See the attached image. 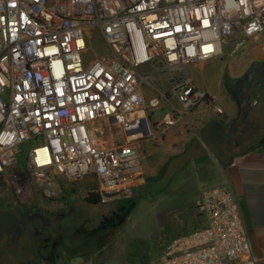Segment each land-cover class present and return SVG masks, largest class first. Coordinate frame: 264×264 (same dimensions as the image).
Listing matches in <instances>:
<instances>
[{"label":"built area","instance_id":"obj_1","mask_svg":"<svg viewBox=\"0 0 264 264\" xmlns=\"http://www.w3.org/2000/svg\"><path fill=\"white\" fill-rule=\"evenodd\" d=\"M90 31L109 53L87 61ZM262 37L264 0H0L3 204L50 212L85 178L100 204L128 200L142 177L136 143L151 136L149 114L161 109L162 132L200 105L220 116L188 70L234 59ZM101 122L125 143L96 144ZM140 124L147 132L127 133ZM193 210L200 227L148 264H256L231 190L204 188Z\"/></svg>","mask_w":264,"mask_h":264},{"label":"crops","instance_id":"obj_2","mask_svg":"<svg viewBox=\"0 0 264 264\" xmlns=\"http://www.w3.org/2000/svg\"><path fill=\"white\" fill-rule=\"evenodd\" d=\"M239 55L237 60H231V74L214 75L209 89L202 88L196 73L188 70L197 88L220 106V116L200 105L162 132L155 122L163 113L154 110L149 114L151 136L136 143L142 174L139 183L144 177H157L155 182L166 187L165 191L173 190L172 198L164 199V214L174 212L181 218L179 236L200 227L201 221L193 209L204 188L217 186L231 190L252 256L256 264H264V145L241 147L237 138L243 135L242 115L236 101L233 103L227 95L226 88L228 78L239 79V69L254 62L264 64V37L248 40ZM208 62L199 64L196 71ZM256 117L263 119L259 114ZM182 190H189V193L182 194Z\"/></svg>","mask_w":264,"mask_h":264},{"label":"rangeland","instance_id":"obj_3","mask_svg":"<svg viewBox=\"0 0 264 264\" xmlns=\"http://www.w3.org/2000/svg\"><path fill=\"white\" fill-rule=\"evenodd\" d=\"M89 35L88 51L84 55V58L88 61L95 57L108 55L109 51L100 38L96 34L94 35L93 31H90ZM240 56H236L235 60ZM231 60L227 56L225 58L220 57L210 60L198 71H196L197 69L191 70L196 73V78L201 87L209 89V83L214 75L222 73L229 76L231 74ZM259 66L260 63L254 62L245 69H239V79H242L245 74L251 70H255ZM145 74L155 75L156 69L152 68L148 70V68H143L142 75ZM252 79L254 81L251 86L252 90L245 91L242 89L241 91V94H244V97L247 96L248 100L244 102L241 100L240 94L238 93L237 95L241 104V112L246 114V121L253 120L257 114L263 116L264 119V82L261 86L256 84L259 80L256 74H252ZM235 81L236 79L229 80V78L226 81L227 95L233 103L235 100L233 96V84ZM157 86L159 88L168 87L162 84H157ZM152 95L151 91H147L146 100ZM159 113L162 114L163 112ZM260 128L262 129L261 125ZM135 131L145 133V126L140 124L138 128L127 133ZM93 139L96 144L103 146L125 143V139L118 129L108 127L103 122L95 125ZM156 179L157 177H144L141 180L142 182H138L131 197L128 199L131 202L123 200L118 202V205L117 203L116 205H87L85 202L87 199L86 194L90 196L89 192L94 189V183L88 178L70 183L68 188L63 191L62 197L52 205L50 212L45 213L53 215L67 210L69 206H73L74 204L83 205L82 213L84 217L89 219H94L97 215H102L108 209L117 206H124L128 210V213L123 222L114 228L101 230V232L90 239L82 241L81 246H75L78 243L72 244L75 248L67 253H62L60 259L55 264H148L156 260L161 254L164 245L179 236L177 233L181 226V218L179 216L176 217L174 212L164 214V199L172 198L173 190L165 191L166 187H163L160 182H155ZM187 193H189V190H182V194ZM7 201V199L0 197V207L3 206L4 202L7 203ZM131 205L133 206L130 207ZM27 258L7 255L6 257H0V264H29L26 263ZM40 263L46 262L41 261L30 264Z\"/></svg>","mask_w":264,"mask_h":264},{"label":"flooded vegetation","instance_id":"obj_4","mask_svg":"<svg viewBox=\"0 0 264 264\" xmlns=\"http://www.w3.org/2000/svg\"><path fill=\"white\" fill-rule=\"evenodd\" d=\"M252 74L258 75L259 80L256 84L261 86L264 82V64H260L258 68L234 82L235 101H240L237 97L238 93L241 100H248L241 91L252 90L251 86L254 83ZM245 118L241 116L240 125L243 135L237 138L242 143L241 147L244 149L264 145V120L261 123L258 117L249 121ZM82 206L74 204L67 210L52 215L3 204L0 207V257L7 255L28 257L26 263L39 258L46 263L55 264L62 253H67L76 246L67 243L70 240L64 239L61 234L82 226L84 229L82 237L88 235L91 238L103 229L114 228L118 219L128 213L124 206H117L108 209L102 215H97L94 219H89L84 217Z\"/></svg>","mask_w":264,"mask_h":264},{"label":"trees","instance_id":"obj_5","mask_svg":"<svg viewBox=\"0 0 264 264\" xmlns=\"http://www.w3.org/2000/svg\"><path fill=\"white\" fill-rule=\"evenodd\" d=\"M128 201L131 202V200H127V202ZM85 202L87 205H99L100 204L99 196L95 193H91L90 196L85 200ZM117 205H118V203H117ZM30 212H31V210H30ZM83 233H84V229L82 228V226L81 227L77 226V227H75V229H72L69 232L63 233L61 235L64 239L70 240L67 243H69V244L78 243V244H76V246H81V243H83L82 241L90 239L88 235L82 237ZM37 262H41V260L38 258V259H36V261H33L31 263H37Z\"/></svg>","mask_w":264,"mask_h":264},{"label":"water","instance_id":"obj_6","mask_svg":"<svg viewBox=\"0 0 264 264\" xmlns=\"http://www.w3.org/2000/svg\"><path fill=\"white\" fill-rule=\"evenodd\" d=\"M236 104H237V106H238V108H239L240 113L242 114V116H243V117H246V114H245L244 112H241L240 101L236 100ZM132 206H133V205H131L130 207H132ZM125 216H126V214L123 215V216H121V217L118 219V221H117V223L115 224V226L121 224V223L123 222Z\"/></svg>","mask_w":264,"mask_h":264}]
</instances>
